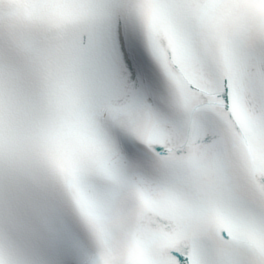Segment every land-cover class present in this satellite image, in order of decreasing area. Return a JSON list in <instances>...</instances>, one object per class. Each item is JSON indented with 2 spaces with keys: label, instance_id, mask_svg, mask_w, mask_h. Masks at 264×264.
Masks as SVG:
<instances>
[{
  "label": "snow or ice",
  "instance_id": "snow-or-ice-1",
  "mask_svg": "<svg viewBox=\"0 0 264 264\" xmlns=\"http://www.w3.org/2000/svg\"><path fill=\"white\" fill-rule=\"evenodd\" d=\"M0 264H264V0H0Z\"/></svg>",
  "mask_w": 264,
  "mask_h": 264
}]
</instances>
